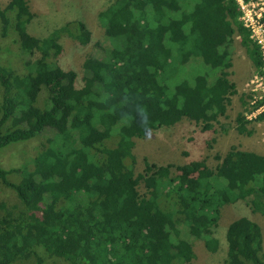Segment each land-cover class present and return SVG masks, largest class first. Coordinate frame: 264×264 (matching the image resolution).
<instances>
[{
	"label": "trees",
	"instance_id": "trees-1",
	"mask_svg": "<svg viewBox=\"0 0 264 264\" xmlns=\"http://www.w3.org/2000/svg\"><path fill=\"white\" fill-rule=\"evenodd\" d=\"M239 17L234 0H115L98 14L103 57L78 88L77 73L58 59L63 37L92 42L87 25L68 22L40 39L27 31V2L0 7L5 30L11 25L21 49L39 54L21 73L0 62V149L56 132L32 167L0 166V183L23 206L15 213L0 203V264H43V256L65 264H193L192 240L219 250L215 229L226 205L247 202L264 217V156L256 152L231 146L216 168L146 161L145 172L134 173L142 129L194 117L207 132L226 115L237 92L230 80L236 39L261 72V52ZM250 123L238 114L237 133L252 135ZM226 242L224 264H264L257 223L233 221Z\"/></svg>",
	"mask_w": 264,
	"mask_h": 264
},
{
	"label": "rangeland",
	"instance_id": "rangeland-1",
	"mask_svg": "<svg viewBox=\"0 0 264 264\" xmlns=\"http://www.w3.org/2000/svg\"><path fill=\"white\" fill-rule=\"evenodd\" d=\"M10 1L0 0V7L4 9ZM27 2L28 11L33 15L27 31L37 38H45L55 29L68 22L82 21L93 34L92 42L87 46L80 45L77 41L63 37L61 44L62 54L58 62L64 70H73L77 73L76 86L83 85V77L87 68H92L97 59H102L104 50L95 46L96 42L104 43V31L98 22V14L110 6L115 0H24ZM220 3L221 0H215ZM7 19V18H6ZM6 19H0V62L22 72L27 58L36 59L38 53L30 55L21 49L18 37ZM233 67L230 80L236 85V94L231 97V102L225 116L220 117L214 130L203 132L201 124L194 117H186L180 123L170 128H161L157 131L143 130V136L135 139L134 155L136 164L135 176L145 172V162L166 166L169 164L182 166L193 161H206L210 168H216L226 157L231 146H236L243 151L256 152L264 156V121H254L258 112L251 114L258 104L253 103L255 97L264 95V84L257 78L258 73L249 60L245 49L235 40L233 52ZM204 72L211 68L202 66ZM247 105L243 106V101ZM264 100V97L263 99ZM264 112V111H261ZM243 113L249 116L251 123L249 129L252 135H239L236 131V118ZM248 119V118H247ZM56 133L53 129L29 140L11 144L0 149V166L5 169H21L33 166V159L47 147V138ZM178 174L172 169V175ZM11 181L17 182L19 178L10 176ZM146 185L141 181L137 193L144 195ZM0 203H5L9 208L14 207L15 213L23 210L14 192L0 183ZM1 213V212H0ZM158 216L154 215V221ZM236 220L253 221L257 223L263 235L264 248V217L255 214L247 202L226 205L215 237L219 240V250L216 253L208 252L203 242L192 240L195 259L193 264H224L227 257L226 232L230 223ZM264 253V250H263ZM43 264H65L63 261L43 256ZM31 264H36L32 263ZM29 264V263H26Z\"/></svg>",
	"mask_w": 264,
	"mask_h": 264
},
{
	"label": "built area",
	"instance_id": "built-area-1",
	"mask_svg": "<svg viewBox=\"0 0 264 264\" xmlns=\"http://www.w3.org/2000/svg\"><path fill=\"white\" fill-rule=\"evenodd\" d=\"M239 7L240 17L239 21L250 33L251 41L259 48L262 56L263 67L261 72L258 73V79L264 84V0H234ZM253 103L263 102V104L254 112L261 113L264 111V95H260L259 98H256ZM257 114V115H258ZM256 115V116H257ZM247 118L249 116L247 115ZM256 118V117H255Z\"/></svg>",
	"mask_w": 264,
	"mask_h": 264
}]
</instances>
